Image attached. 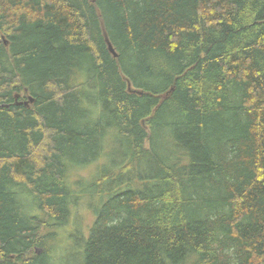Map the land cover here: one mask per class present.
Segmentation results:
<instances>
[{
  "label": "trees",
  "instance_id": "obj_1",
  "mask_svg": "<svg viewBox=\"0 0 264 264\" xmlns=\"http://www.w3.org/2000/svg\"><path fill=\"white\" fill-rule=\"evenodd\" d=\"M84 196L80 264H264V0H0V264Z\"/></svg>",
  "mask_w": 264,
  "mask_h": 264
},
{
  "label": "rangeland",
  "instance_id": "obj_2",
  "mask_svg": "<svg viewBox=\"0 0 264 264\" xmlns=\"http://www.w3.org/2000/svg\"><path fill=\"white\" fill-rule=\"evenodd\" d=\"M110 160L111 158L107 156V159L103 158L101 161H99V163H103V165H108L110 163ZM90 170H95L94 165L90 168ZM83 171L84 172H81V174L86 175L85 170ZM83 185L85 186V184ZM81 186L82 185H80V187ZM81 189H83V186L81 187ZM81 199L82 202L78 201L77 204L74 206L68 224L57 230L58 235L50 243L53 246L55 245L58 250L60 249V251L64 252V254L60 257L64 258V264H80V259L75 256H71L70 251L67 253L65 252L67 247H71L72 244L75 243L73 237L74 230L77 228L80 229L82 232H87L89 226L91 225L94 219L93 211L88 207L91 204L92 198H87V196H84Z\"/></svg>",
  "mask_w": 264,
  "mask_h": 264
},
{
  "label": "water",
  "instance_id": "obj_3",
  "mask_svg": "<svg viewBox=\"0 0 264 264\" xmlns=\"http://www.w3.org/2000/svg\"><path fill=\"white\" fill-rule=\"evenodd\" d=\"M105 40H106V43H107V46H108V49L109 51L114 55L116 56L117 53L115 52L108 36L105 34ZM18 97H19V94H15V99H16V104H24L26 106H29L30 103H32L34 101V98L30 95L27 96V99H25L24 101H18Z\"/></svg>",
  "mask_w": 264,
  "mask_h": 264
}]
</instances>
